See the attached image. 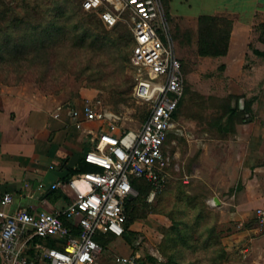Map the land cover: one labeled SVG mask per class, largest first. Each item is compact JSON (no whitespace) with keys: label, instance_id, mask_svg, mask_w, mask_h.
Returning a JSON list of instances; mask_svg holds the SVG:
<instances>
[{"label":"crops","instance_id":"1","mask_svg":"<svg viewBox=\"0 0 264 264\" xmlns=\"http://www.w3.org/2000/svg\"><path fill=\"white\" fill-rule=\"evenodd\" d=\"M167 2L168 17L181 45H193L195 60L212 67L213 76L194 93L213 101L233 95V106L241 98L245 106L251 103L250 118L230 131L210 124L211 116L220 112L217 102L214 108L206 109L211 115L208 123L202 118L179 117L178 112L165 145L171 158L169 179L184 173L189 177L185 182L203 185L222 220L238 224L236 233L229 236L237 240L233 248L240 249L254 264H264V40L260 29L264 0ZM202 14L234 21L226 55L198 53ZM186 30L193 32L192 37L185 36ZM84 106L60 103L57 96L35 92L29 86L0 85V191L14 196L8 211H55L65 209L75 199L67 183L74 175L71 170L109 125V121L87 119ZM74 110L79 111L81 127L73 119ZM185 151L191 161L187 169L181 160ZM58 181L64 184L54 188ZM51 239H36L28 253H40L51 246ZM46 263L40 259L37 264Z\"/></svg>","mask_w":264,"mask_h":264},{"label":"built area","instance_id":"2","mask_svg":"<svg viewBox=\"0 0 264 264\" xmlns=\"http://www.w3.org/2000/svg\"><path fill=\"white\" fill-rule=\"evenodd\" d=\"M119 8L108 5L100 11L110 27L125 19V12L134 34L132 60L150 67L158 74H139L135 95L150 104L139 129H123L114 113L100 111L91 103L84 106L89 120L109 121L95 145L85 154V160L96 169L75 173L67 183L75 199L65 208L55 211L7 207L13 203L11 192L0 191V256L1 264H98L104 248L96 239L101 232L118 237L125 232L126 202L139 191L132 177H145L154 185L150 199L161 192L169 181L171 164L165 150L170 131L175 128L174 116L186 93L187 76L176 49L164 0H115ZM90 9L104 0H86ZM62 109V106H59ZM79 111H73L77 126ZM63 181L56 182L59 187ZM73 225L80 228L74 231ZM57 239L59 245L47 246L31 256L28 248L36 239ZM125 264H136L137 255L117 258Z\"/></svg>","mask_w":264,"mask_h":264},{"label":"rangeland","instance_id":"3","mask_svg":"<svg viewBox=\"0 0 264 264\" xmlns=\"http://www.w3.org/2000/svg\"><path fill=\"white\" fill-rule=\"evenodd\" d=\"M9 1L19 6L21 14L33 12V0L29 8L24 7L22 0ZM57 1L64 8L69 5L67 0H45V9L54 12L58 9ZM85 1L79 0L77 4L69 6L76 7V10L82 9L83 13L70 20L71 28L89 12H95L100 16V11L106 5L119 8L115 0H104V4L88 9ZM71 13L69 11V14ZM124 14L127 19L128 13ZM125 19L120 21L130 27ZM169 22L176 49L184 64L189 88L178 111L179 117L202 118L208 123L211 115L206 109L214 108L216 101L194 92L195 88L206 85V81L213 76L212 67L195 60L193 45H181L172 19H169ZM104 24L109 29L115 26L110 27L105 22ZM55 33L53 32V38L48 42V46L30 49L27 58L22 61L13 62L9 67L7 62L1 61L0 85L29 86L35 92L52 94L58 97L60 103L73 106L91 103L100 111L114 113L118 117L116 123L123 128L140 127L150 104L135 95L139 73L132 64L134 45L126 48L125 52L129 57L126 59L125 52H121L122 49L118 46L96 48L91 45H78L74 38L76 33ZM184 154L181 160L187 169L191 161L187 151ZM187 179L189 177L186 174H177L169 179V188L163 195L158 193L149 198L158 209L131 225V229L136 232L135 236H138L136 242L130 243L126 234L117 237L104 249L98 264H125L117 260L119 256L124 255H137L136 264H141L142 259H147L148 254L154 255L160 262H167L174 255L184 263L197 261L201 264H212L210 258L217 252V247H225L229 253L227 257L218 260L219 264H254L240 249L233 248L237 240L229 236L236 233L238 224L223 221L221 211L211 199L209 200V193L205 187L195 185L194 181L185 182ZM199 214L201 219L196 222ZM174 219L180 221V227L183 226L185 234L190 239L188 243L180 239L176 243L172 242L177 236L174 229L170 228L175 223ZM182 220L188 221L190 226L181 223ZM213 229L221 242L218 245H207L205 239Z\"/></svg>","mask_w":264,"mask_h":264},{"label":"trees","instance_id":"4","mask_svg":"<svg viewBox=\"0 0 264 264\" xmlns=\"http://www.w3.org/2000/svg\"><path fill=\"white\" fill-rule=\"evenodd\" d=\"M24 7L32 6V0H22ZM45 1V0H44ZM44 1L33 0V12L29 11L27 14L19 12V6L11 3L9 0H0V62H7V66L12 65L13 62L22 61L27 58L30 49H39L48 46V42L55 34L61 32L76 33L75 43L78 45H91L96 48H106L118 46L125 52L126 48L134 45V36L130 27L123 21H119L114 27L107 28L101 16L95 12H89L81 17L71 28L70 20L76 16L83 15L82 9L76 10V7L69 8L71 4H77L79 0H67L69 5L64 8L63 5L57 1V10L51 12L45 9ZM165 7L168 9V2L164 0ZM69 8V9H68ZM69 11L72 12L69 14ZM168 15V10H166ZM46 19V20H45ZM234 21L230 18L211 14H202L199 17L198 29V53L203 56H221L226 55L229 51L231 34L233 30ZM262 30V38L264 40V23L260 25ZM185 36L192 37L191 30L185 31ZM4 36V37H3ZM125 58L129 57L126 55ZM183 63V62H182ZM137 73L147 76L155 77L158 73L150 67L137 65L132 62ZM184 69V64H183ZM189 88L186 87V94ZM233 95L224 98H217L216 104L220 107V112L213 115L211 118V125H217L219 129L230 131L235 129V125L239 122L246 121L250 118L249 114L251 103L247 102L244 108H241L240 103L235 106L232 105ZM183 99L175 112L177 115ZM96 169L91 163L82 158L79 165L71 170L72 174ZM70 179V177L68 178ZM132 182L135 188L139 191L138 195L128 198L126 202L127 220L125 223V232L128 241L132 244L136 242L138 236L136 232L131 229V225L139 218H146L149 213L157 211L158 206H154L149 197L153 191L154 185L145 177H132ZM168 181L166 187L159 192L163 195L169 188ZM201 219V215H197L196 222ZM175 220V219H174ZM179 220H175L174 225L170 227L176 233L175 239L184 243H188V235L185 234L184 229L180 227ZM181 223L190 226L188 221L182 220ZM76 232L80 228L73 225ZM123 234V235H124ZM215 229L211 230L209 236L206 237L205 243L207 245H218L221 240ZM118 236L112 232H101L96 235V239L106 249ZM51 246H56L55 239L49 240ZM228 250L225 247H217V252L210 258L212 264H219L218 260L228 256ZM141 264H201V262L190 261L189 263L180 262L174 255L167 262H160L157 257L152 254L147 255V259H142Z\"/></svg>","mask_w":264,"mask_h":264},{"label":"water","instance_id":"5","mask_svg":"<svg viewBox=\"0 0 264 264\" xmlns=\"http://www.w3.org/2000/svg\"><path fill=\"white\" fill-rule=\"evenodd\" d=\"M239 103H240V106L241 108H244L245 107V99L244 98H241L239 100ZM133 196H130V198H132ZM0 264H1V256H0Z\"/></svg>","mask_w":264,"mask_h":264}]
</instances>
